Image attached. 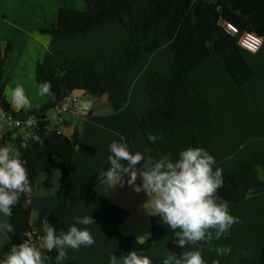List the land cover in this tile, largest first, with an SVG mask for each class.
I'll list each match as a JSON object with an SVG mask.
<instances>
[{"label":"crops","instance_id":"obj_1","mask_svg":"<svg viewBox=\"0 0 264 264\" xmlns=\"http://www.w3.org/2000/svg\"><path fill=\"white\" fill-rule=\"evenodd\" d=\"M67 2L0 0V61H3V81L7 83L5 90L22 85L32 105L31 109L17 108L4 91V98L15 112L32 111L50 100L51 95H38V64L47 72L50 68H61L66 60L79 65L92 62L102 72L105 62L117 63L129 44L128 31L117 20L70 38L42 34L41 30L57 25L60 9L73 7ZM77 9L86 11V6L78 5ZM212 45H209V58L192 72L194 82L214 110V125L199 129L197 137L200 146L216 160L213 170L220 167L224 176H229L241 163L264 150V42L256 54L243 52L254 71L250 82L243 87L231 78L224 60ZM173 64L170 40L164 37L155 52L143 55L130 71L108 82L107 95L96 98L83 92L73 94L75 110L67 113V119L62 118L57 127L68 138L77 134L83 144L97 151V156L86 160L79 152L74 155L71 175L80 190L71 193L68 199V228H87L95 243L78 249L65 248V257L59 264H110L112 254L122 259L135 249L131 240L138 242L143 238L144 243L150 237L154 216L149 215L150 209L144 208L148 199L145 193L135 191L136 185L141 184L139 176L135 184H130L129 174L122 173L118 181L109 182L100 173L110 167L109 146L113 141L127 143L133 154L141 152L145 161L155 162L140 122L153 107L147 92L150 78L156 73L170 74ZM122 164L126 167L128 162ZM60 186V160L56 158L54 168L38 178L33 199L24 204L31 211L30 234L37 237L42 257H47L48 250L41 246V237L50 225L41 223L39 215L43 209H57ZM228 211L239 218V223L232 225L219 240L213 238L210 246L203 241L186 244V252L199 251L204 264L221 261L242 249L248 250L247 256L258 260L264 247V189L250 192L238 205H228ZM85 216H92L95 223L78 224L77 220ZM0 223L11 222L9 217H0ZM9 234L0 238V254L10 252ZM217 248L229 251L218 255ZM147 255L153 264H163L165 258L169 264H181L180 258L168 249L167 242L150 247Z\"/></svg>","mask_w":264,"mask_h":264},{"label":"trees","instance_id":"obj_2","mask_svg":"<svg viewBox=\"0 0 264 264\" xmlns=\"http://www.w3.org/2000/svg\"><path fill=\"white\" fill-rule=\"evenodd\" d=\"M86 11L62 8L57 25L41 30L52 37L70 38L99 28L110 21H119L128 31L129 44L117 63L105 62L104 70L98 72L92 62L77 64L66 60L61 68H50L45 72L41 64L36 69L38 84L45 80L52 84L50 100L32 110L15 112L4 98L6 81H3L0 61V109L16 117L35 116L38 120L35 135L43 140V146L31 139L21 150V158L28 172L32 187L30 195L22 194L9 217L14 229L9 234L12 245L30 239L38 247L36 236H31V211L24 204L33 199L38 178L54 168V160H60L61 186L57 192L59 205L56 210L43 209L39 215L41 223L55 226L57 231L68 228V199L80 190L75 186L71 166L74 155L79 152L86 160H94L97 151L83 144L78 135L68 138L51 127L46 115L63 102L70 94L83 92L92 97L108 94L107 85L120 74L128 72L143 56L152 54L161 40L168 37L174 55L170 74H154L147 92L153 107L141 120L140 128L156 159L163 153L173 158L189 147H201L197 131L214 125V110L210 101L192 78V72L210 56L209 45L222 57L234 82L243 87L253 77L254 71L243 55L238 37L231 36L222 27V22L235 25L241 32H254L264 38V0H82ZM103 61L105 58L102 57ZM149 134L163 135L155 143ZM264 171V150L241 163L237 170L224 176V185L218 194L228 205L242 203L252 191L263 190L264 181L259 172ZM151 235L142 244L131 240L136 251L148 252L152 246L167 242L168 249L179 258L186 249L175 246L173 232L161 225L159 217L151 218ZM179 231V230H177ZM247 249L237 250L231 256L210 264H264V247L258 260L246 255ZM57 252H48L45 264H56Z\"/></svg>","mask_w":264,"mask_h":264},{"label":"clouds","instance_id":"obj_3","mask_svg":"<svg viewBox=\"0 0 264 264\" xmlns=\"http://www.w3.org/2000/svg\"><path fill=\"white\" fill-rule=\"evenodd\" d=\"M51 89V82L45 80L38 85V95L50 96ZM5 95L17 108L32 107L20 84L6 89ZM35 124L33 117L25 121L27 127H35ZM32 139L43 146L39 135H32ZM148 139L155 143L164 137L162 134H149ZM109 151L110 167L100 173L101 177H106L110 182L113 179L118 181L122 173L129 174V183L135 184L139 176L141 184L136 185L135 191L145 193L148 199L144 208L150 209L149 215L158 216L160 224L167 225L173 232L176 247L183 249L186 244L201 241L210 246L213 238L219 240L232 225L239 223L238 217L229 214L227 201L218 194L224 185L223 169L216 167L213 170L216 160L204 148L189 147L180 151L175 158L171 153H163L155 162L145 161L141 152L133 154L127 143L113 141ZM123 161L128 162L126 167ZM32 190L20 152L12 144H0V217H11L21 195H30ZM77 223L90 225L95 221L92 216H85L78 219ZM209 229H214V234ZM13 231L11 223H0V238H7V234ZM41 240V246L48 252L56 250V264L65 257V248L78 249L82 245L91 246L95 243L87 228L76 226L59 231L55 226H49ZM138 242L142 243L143 238ZM226 251L229 249H216L218 255ZM47 259L42 257L40 247L30 239L12 245L9 253L0 254V264H45ZM180 261L181 264H204L199 251L184 252ZM110 264H153V261L143 250H129L122 259L112 254ZM163 264H169V260L165 258Z\"/></svg>","mask_w":264,"mask_h":264},{"label":"built area","instance_id":"obj_4","mask_svg":"<svg viewBox=\"0 0 264 264\" xmlns=\"http://www.w3.org/2000/svg\"><path fill=\"white\" fill-rule=\"evenodd\" d=\"M222 27L231 36L238 37V44L243 51L256 54L262 48L264 38L254 32H241L238 27L231 23L222 22ZM76 98L73 94L68 95L62 103L53 108L46 115V120L51 123V127L63 134L62 129L57 127L62 123V115L75 110ZM35 127H27L25 121L28 117L19 118L13 113L0 109V144H12L21 152L25 149L35 135L38 120L35 116ZM31 236V234H30Z\"/></svg>","mask_w":264,"mask_h":264},{"label":"rangeland","instance_id":"obj_5","mask_svg":"<svg viewBox=\"0 0 264 264\" xmlns=\"http://www.w3.org/2000/svg\"><path fill=\"white\" fill-rule=\"evenodd\" d=\"M64 1H68L67 3H68V5L69 6H73L72 8L71 7H69V8H71V9H75V10H78L77 9V6L78 5H84V6H86V9H87V4L84 2V1H82V0H64ZM210 1V0H209ZM76 6V7H75ZM213 46V45H212ZM214 47V46H213ZM244 52V54H247V55H249V54H251V53H248V52H246V51H243ZM62 118H66L67 119V114H63L62 115ZM259 179L261 180V181H264V171L263 170H261L260 172H259ZM150 258V257H149Z\"/></svg>","mask_w":264,"mask_h":264}]
</instances>
